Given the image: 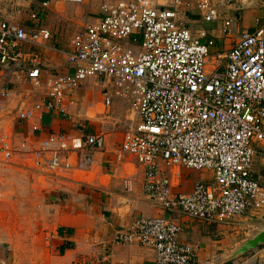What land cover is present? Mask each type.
Listing matches in <instances>:
<instances>
[{"label": "built area", "instance_id": "built-area-1", "mask_svg": "<svg viewBox=\"0 0 264 264\" xmlns=\"http://www.w3.org/2000/svg\"><path fill=\"white\" fill-rule=\"evenodd\" d=\"M85 0H61L82 4ZM100 14L74 35L67 54L72 73L45 84L29 49L52 39L48 30L29 31L0 18V67L28 68L39 101L25 107L22 120L45 109L67 115V96L91 78H105L117 95L134 100V120L125 130L120 153L135 157L145 173V193L166 212L180 211L209 223H227L249 209L264 208V181L255 167L264 160V19L244 32L229 53H214L216 42L179 24L182 5L196 4L207 23L220 15L206 0H172L158 8L153 0H98ZM36 19V15L32 16ZM224 33L232 22L223 21ZM5 91L3 96L9 97ZM111 100L107 99V105ZM12 137L0 139V152L13 157ZM104 136L52 134L35 151L44 173L63 174L91 165L90 153L105 151ZM161 164L213 174L192 193L173 198L171 180ZM128 192L134 189L126 180ZM182 228L172 219H141L116 236L121 244L151 248L156 264H192L193 247L181 241Z\"/></svg>", "mask_w": 264, "mask_h": 264}, {"label": "crops", "instance_id": "crops-1", "mask_svg": "<svg viewBox=\"0 0 264 264\" xmlns=\"http://www.w3.org/2000/svg\"><path fill=\"white\" fill-rule=\"evenodd\" d=\"M153 1L158 8L172 4V0ZM206 1L220 15L219 22L207 23L193 3L191 6L182 5L179 24L197 36L204 33L207 39L214 40V53H229L242 33L254 32L264 19V0ZM59 2L62 3L61 0H0L1 19L29 31L45 29L52 35L45 46L28 51L27 60L36 59L41 68L44 93L51 79L73 72L67 62L70 46L68 52L52 47L56 31L41 24L46 8H53ZM77 5L84 9L88 17L86 23L100 14L98 0H85ZM33 15L37 18L33 19ZM223 21L232 22L229 33H224ZM25 66L0 67V139L7 135L13 141L11 159H6L0 152V264H156V255L151 248L137 242H116L121 231H129L141 219L154 217H165L179 224L181 241L193 247L192 264H264V208H251L227 223H209L190 218L179 210L166 212L145 193L144 169L135 157L120 153L125 131L116 147L115 139L102 126L103 114H110L117 103L123 102L128 113H134V100L119 97L114 82L101 78L106 83L100 88H111L109 93L119 97L118 100L114 101L105 92L98 101L93 100L94 96L87 87L99 78H91L67 96L62 104L67 115L45 109L41 114L22 120L20 114L25 107L39 101L37 91L29 83ZM5 91L9 92V97L3 96ZM108 98L110 105H107ZM131 120L126 122V129ZM118 132L115 129L113 134ZM52 134L104 136L106 150L90 153L91 165L86 171L79 169L82 156L74 154L71 171L59 175L44 173L35 165V151ZM257 164L255 172L260 173ZM161 166L171 180L173 198L192 193L197 183H212L211 172ZM24 177H33L30 193L28 179ZM258 178L264 181V177ZM126 180L133 181L132 192L125 189ZM37 185L51 193L42 212L38 208L40 227L30 231L33 238L28 240V249L23 251L21 248L25 243L22 238L28 235L6 223V215L16 207L11 203L28 198V195L32 197L31 187L34 190Z\"/></svg>", "mask_w": 264, "mask_h": 264}, {"label": "rangeland", "instance_id": "rangeland-1", "mask_svg": "<svg viewBox=\"0 0 264 264\" xmlns=\"http://www.w3.org/2000/svg\"><path fill=\"white\" fill-rule=\"evenodd\" d=\"M51 9V11H49ZM48 12V13H47ZM48 15V16H47ZM88 17L86 16V13L84 12V9L81 8L77 4H65V3H58L53 8L47 7L46 8V15L43 16V26L54 28L56 31L55 38L51 43V46L62 50V51H69L70 41L72 39V36L74 33L77 32V30L82 27L84 23H86ZM96 79V78H94ZM96 83L94 84L93 81L88 85L87 90L90 89V95L94 96L93 100L98 101L100 98V95H103L105 92L110 94V89H105L103 87L100 88L104 82L103 79L99 78V80H95ZM93 84V86H92ZM111 95V94H110ZM112 96V95H111ZM113 100H118L119 97L112 96ZM123 103V102H122ZM122 103H117L114 110H111L110 114H103L102 126L107 131L110 132V135H112V139H115L113 142L115 143V146H119V139L120 136L122 137L123 132L127 128V123L129 120L132 119L134 116L132 112L128 113V110L124 108V105ZM117 107V109H116ZM134 105L132 109L134 110ZM114 112V114H113ZM131 115V116H130ZM94 116V115H92ZM117 130V133L113 134L114 130ZM119 136V137H118ZM118 139V140H116ZM112 142V141H110ZM258 168H261V171L259 174H261L264 177V160H258L257 164ZM28 179L27 183V189L28 193L30 188V183H33V177H24ZM33 195L30 197L28 195V198H22L20 201H17L16 203H11V205H16L15 208H12V212L9 211V214L6 215V223H8L10 226H12L14 229H17L18 231H21L22 234L28 235V237H23L22 241L25 243L22 246V250L26 251L28 249V240L33 238V233H30L31 230L40 227L38 225L40 223V217L41 213L38 211L42 208L46 207V203L48 202V197L50 195V191L48 189H45L43 186L39 187L37 185L36 188L31 187ZM9 207V206H7ZM33 207V208H31ZM39 208V209H38ZM45 209V208H44ZM38 211V213H36ZM37 225V226H36ZM29 251V250H28ZM29 253H32L30 250ZM36 254V252L34 253ZM32 256V255H31Z\"/></svg>", "mask_w": 264, "mask_h": 264}]
</instances>
